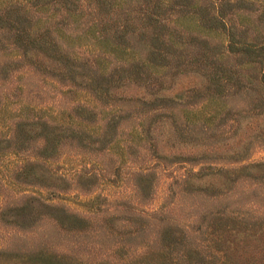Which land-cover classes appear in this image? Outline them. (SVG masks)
Here are the masks:
<instances>
[{
    "label": "rangeland",
    "instance_id": "obj_1",
    "mask_svg": "<svg viewBox=\"0 0 264 264\" xmlns=\"http://www.w3.org/2000/svg\"><path fill=\"white\" fill-rule=\"evenodd\" d=\"M224 1L240 14L239 29L249 24L241 37L262 35L264 0ZM221 38L213 34L210 41ZM243 64L239 78L244 82L249 76L252 86L235 94L205 100L210 89L204 88L202 76L189 71L166 77L159 95H182L162 99L157 108L116 100L117 116L106 135L112 140L105 138L103 146L100 134L109 113L100 102L84 114L94 135L90 145L75 146L62 138L47 158L37 149L26 156L0 150V247L14 252L46 238L58 249L78 239L141 251L146 245L140 244L152 240L159 223L170 224L176 234L183 231L184 241H192L218 214L236 217L240 227L264 230V84L257 81V70ZM7 77L6 82L0 79V136L9 133L6 123L18 115L62 120L72 102L92 103L82 90L64 91L39 72ZM145 110L147 114L136 115ZM154 110L159 113L150 116ZM24 158L37 162L32 172L42 178L19 174L28 167ZM24 204L32 205V212L19 215L16 206ZM64 212L82 226L83 234L54 235L50 218ZM138 226L134 237L126 234ZM108 230L113 235L102 237Z\"/></svg>",
    "mask_w": 264,
    "mask_h": 264
},
{
    "label": "trees",
    "instance_id": "obj_2",
    "mask_svg": "<svg viewBox=\"0 0 264 264\" xmlns=\"http://www.w3.org/2000/svg\"><path fill=\"white\" fill-rule=\"evenodd\" d=\"M239 15L224 0H0L2 82L16 72H39L64 91L82 90L92 102H72L62 120L16 116L5 125L9 133L0 136V150L26 156L37 149L40 157L47 158L62 138L72 139L75 146L90 145L94 135L85 125L84 114L100 102L109 117L99 141L101 146L105 138L110 143L112 137L106 135L115 123L116 100L137 101L140 108L154 109L162 99L182 95V91L170 97L159 95L168 75L197 72L206 83L204 88L210 89L205 100L250 88L249 76L244 82L239 78L242 63L257 70V81L264 84V27L262 35L245 40L249 24L239 29ZM213 34L222 38L210 41ZM15 81L16 76L11 84ZM128 88L133 92H126ZM158 113L154 110L150 116ZM23 160L28 167L19 174L42 178L32 172L36 161ZM16 209L19 215L30 214L32 205ZM72 221L65 212L51 217L54 235L83 234L82 226ZM237 223L236 217L214 215L192 241H184L183 231L176 234L170 224L159 223L152 240L140 244L146 245L141 251L128 244L104 248L78 239L58 249L45 238L14 252L0 247V264H9L12 258L10 264H264V230ZM138 231L139 226L126 234L134 237ZM111 235L108 230L101 236Z\"/></svg>",
    "mask_w": 264,
    "mask_h": 264
}]
</instances>
